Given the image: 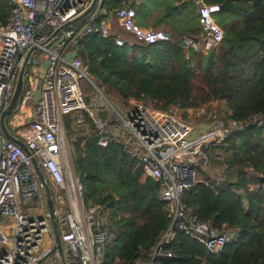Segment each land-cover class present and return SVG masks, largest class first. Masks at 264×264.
<instances>
[{"label": "built area", "instance_id": "obj_1", "mask_svg": "<svg viewBox=\"0 0 264 264\" xmlns=\"http://www.w3.org/2000/svg\"><path fill=\"white\" fill-rule=\"evenodd\" d=\"M138 1L128 0L127 4L115 9L125 31L146 45L171 40L164 30L144 28L138 23L133 4ZM191 1L197 7L201 40L184 36V46L204 54L217 51L225 39V30L217 24L213 14L219 13L222 5L207 0ZM89 2L10 0L9 19L6 23L0 22V113L14 95L27 50L32 45H40ZM106 13L101 5L85 22L65 30L43 50L46 52L45 71L40 86L38 73L28 71L20 106L32 101L37 89L39 96L31 120L17 125L12 132L24 141L32 154L8 139L0 128V264H63L59 251L53 249L54 234L49 215L35 219L25 211L27 201L46 198L33 156L54 189L66 264H101L106 246L116 238L108 207L86 202L82 182L75 173L74 183H71L68 159L73 172L75 170L71 155L69 157L72 146L64 118L67 114L72 115L73 132L83 137L95 132L98 145L103 148L111 143L122 144L131 157L141 162L144 176L159 184L171 223L151 258L137 263L151 264L153 258L156 264L157 259L172 258L173 253L166 247L179 233L198 239L208 254L218 253L225 245L236 241L238 228L216 232L210 222H202L194 216L182 198L202 181L201 172L208 171L212 165L210 146L221 144L230 133L249 127L262 129L264 133V112L250 115L245 121L228 118L207 133L214 134L211 138L193 143L205 133L194 137L195 128L183 118L179 107L163 110L134 100L131 109L119 110L102 93L106 102L100 101L98 106L91 108L85 101L80 80H90L92 76L89 63L79 55V45L87 36H112L111 26L103 18ZM113 37L120 46L132 44L127 39ZM35 62L34 56L31 64ZM101 108L107 109L105 116L100 114ZM199 108H194L199 109L198 115H205L206 109ZM219 167L215 176L208 175L218 183L225 180L227 170L226 166ZM248 174L249 177L258 176L252 168L248 169Z\"/></svg>", "mask_w": 264, "mask_h": 264}, {"label": "trees", "instance_id": "obj_2", "mask_svg": "<svg viewBox=\"0 0 264 264\" xmlns=\"http://www.w3.org/2000/svg\"><path fill=\"white\" fill-rule=\"evenodd\" d=\"M207 1L221 4L219 14L228 18L222 25L225 39L217 51L204 54L187 49L183 36L177 35L179 28L172 27L175 32L167 31L171 40L150 45L120 46L113 36H87L79 45V55L89 63L96 83L118 91L126 102L136 99L157 109L187 110L225 101L230 110L228 118L245 121L264 112V0ZM145 2L173 14L188 4L187 0ZM120 4V0H103L102 8L109 12ZM10 8V0H0V22L8 21ZM139 15L146 17V10L141 8ZM188 18L184 13L182 22ZM193 34L199 36V30ZM198 71L204 85L201 91L193 84ZM69 139L84 196L108 207L116 234L106 246L101 264H136L150 259L171 223L159 184L144 176L141 162L122 144L100 147L95 132L83 137L72 131ZM209 151L214 165L227 167L225 180L218 183L204 175L182 200L194 216L210 222L216 232L238 228L236 241L208 254L198 239L179 233L166 247L173 257L156 261L264 264V133L257 127L235 131L223 143L210 146ZM250 168L258 176L249 177ZM253 185L260 191L253 190Z\"/></svg>", "mask_w": 264, "mask_h": 264}, {"label": "rangeland", "instance_id": "obj_3", "mask_svg": "<svg viewBox=\"0 0 264 264\" xmlns=\"http://www.w3.org/2000/svg\"><path fill=\"white\" fill-rule=\"evenodd\" d=\"M166 1L174 2V0H157V3L160 2V4L161 3L165 4ZM187 7H189V18L187 21L182 23L180 25V27H179V25L176 26L177 29L179 28L177 35H179L181 37L183 34L189 35L191 37H194L198 41H200L201 38L199 36L195 37L193 34L195 30H199V33L202 32V28L199 24V19H198L197 7L195 6V4L193 2H189L187 4ZM110 16L116 17L115 12L112 11L110 13ZM147 16L142 18L138 14L137 15V21L141 25H144V24H146ZM106 17H108V16H104L103 18H106ZM213 17H214L215 21L217 22V24H219L220 26H222L223 23L228 20V18L221 16L219 13L213 14ZM172 25H173V23H169L165 27H155V26H152V27L154 29H157V28H162L164 30L166 29L172 33V32H174V30L171 29ZM45 55H46L45 51H43V50L37 51L35 53L36 62L31 64L29 68H33V69H37L38 71H42L41 69H42V64L45 61V58H44ZM200 76H201V71H198L197 74L195 75L194 79H193V84H194L197 91H201L204 88L203 83L200 81ZM91 79L95 82V84L97 85V87L99 89H97L95 87V85L90 80H88L86 78L80 80V87L84 93L85 101L90 105L91 108H93L94 106H98L100 101L106 102V99L102 96V93L112 103V105L115 108H117L119 110L123 109L125 111L132 108L133 101L136 99H130V101L126 102L120 96L118 91H116V90L109 91L106 86L100 87L96 83V81L94 80L93 77H91ZM140 101H142L146 105H148L146 103V101H143V100H140ZM148 106H150V105H148ZM150 107H152V106H150ZM203 107L206 109L205 115L204 114L198 115V110L200 108L199 109L193 108L191 110V112L189 111V109L185 110V109L180 108L182 115H183V118H185L187 121L191 122L195 128V136L194 137L199 136L201 133L207 134L211 130L215 129L220 123H222L223 121H226L228 119V115L230 112V110L227 108L225 101H213V102H210V103L204 105ZM99 112L102 116H105L108 113L106 108H105V110H103V108H101L99 110ZM64 118H65V124H66V129H67L68 135H70L72 132V129H73L72 115L67 114L64 116ZM209 138H211V137H209ZM70 155H71V158L73 159V157H74L73 147L69 148V157H70ZM73 162H74V160H73ZM219 168L220 167L218 165H214L212 163V165L209 167V170L208 171H202L200 176L201 175L202 176H204V175L215 176L216 175L215 171L218 172ZM75 171H74V173H75ZM83 181H86V179L83 178ZM82 185H83V183H82ZM252 189L255 191H260L259 186L253 185ZM263 191H264V186H263ZM85 200L87 203L94 202L93 199H90L87 195L85 196ZM40 202H41L40 199L34 200V201H29L26 205V212L29 211L30 207L39 206ZM156 264H159V260L156 261Z\"/></svg>", "mask_w": 264, "mask_h": 264}, {"label": "water", "instance_id": "obj_4", "mask_svg": "<svg viewBox=\"0 0 264 264\" xmlns=\"http://www.w3.org/2000/svg\"><path fill=\"white\" fill-rule=\"evenodd\" d=\"M102 1L103 0H90L88 6L85 9H83L77 15H75L74 17H72L71 19L63 23L60 27L55 29L49 35V37L45 41H43L40 45H32L25 54V57L22 61V64L19 70V75H18V80H17L14 95L10 103L0 113V128L3 134L8 139L19 144L29 155L32 154L31 151L27 148L24 141H22L21 139H19L17 136L13 134L8 121H9V118L15 113V111L20 106V101L22 99V96L26 88L27 75H28L29 67L31 65V60L33 59L37 51L44 50L47 47H49L54 42V40L65 30L69 29L72 26L80 24L82 22H85L88 18H90V16L102 5ZM90 81L95 85L97 89H99L92 79H90ZM32 161L37 171V175L41 183L43 184V188L45 190L48 215L51 221L53 234H54L53 249H57L59 251L62 263L66 264L65 255H64V247H63V243L61 240L60 229H59V224H58V217L56 213V203L54 200V193L51 187V183L46 178L41 166L39 165L37 158L33 156ZM73 166H74V163H73ZM74 170H75V166H74ZM153 261L154 259L152 258L151 264H153ZM137 264H147V263L140 262Z\"/></svg>", "mask_w": 264, "mask_h": 264}, {"label": "crops", "instance_id": "obj_5", "mask_svg": "<svg viewBox=\"0 0 264 264\" xmlns=\"http://www.w3.org/2000/svg\"><path fill=\"white\" fill-rule=\"evenodd\" d=\"M174 1H176V0H174ZM187 1H188V3L192 2L191 0H187ZM120 2H121L120 5H124V4L128 3V0H120ZM133 4L136 8L137 15L139 14V11L141 10V8L146 10V13L148 15L146 24L141 25L138 22L144 28H153L152 26L165 27L169 23H173L172 27H176L177 25H179V27H180V25L182 23H184V22H182L184 13L187 14L189 17V7H187V6H186L185 10L179 9L173 14V13H169L164 7H160L159 5L154 4L153 2L146 3L145 0H139L138 3H133ZM115 9L112 11L115 12ZM183 10H184V12H183ZM112 11L107 12L105 16H108V17L104 18L109 23V25L111 26V35L115 36V37H121V38L127 39L132 44H141L139 41H137L134 38L133 35H131L127 31H125V29L120 25L117 17L110 16V13ZM157 29L164 30L162 28H157ZM164 31L170 32L169 30H166V29ZM182 36L184 37L186 35L183 34ZM41 70L42 71H38L37 69L29 68V72L36 71L38 73L39 86L44 79V71L45 70H44L43 64H42ZM38 96H39V89L36 90L32 101H30L26 105H21L15 111V113L10 117L9 126H10L11 130L15 129V127L17 125H20L22 123L27 124L31 120V117L33 115L34 103H35V100L38 98ZM51 187H52V183H51ZM52 190L54 193L53 187H52ZM40 200H41V202H40L39 206L30 207L29 211L26 212L29 215V217L38 219V218L45 217L48 214L46 198H43ZM29 201H27L25 203V211H26V205Z\"/></svg>", "mask_w": 264, "mask_h": 264}, {"label": "bare ground", "instance_id": "obj_6", "mask_svg": "<svg viewBox=\"0 0 264 264\" xmlns=\"http://www.w3.org/2000/svg\"><path fill=\"white\" fill-rule=\"evenodd\" d=\"M213 134H205V135H201L199 138H197L193 143H200L202 141H205L206 139H209V137H212ZM64 147H65V150L68 152V149H67V143L66 141H64ZM69 160V164H70V172H71V183H74V180H75V177H74V172H73V167H72V162Z\"/></svg>", "mask_w": 264, "mask_h": 264}]
</instances>
